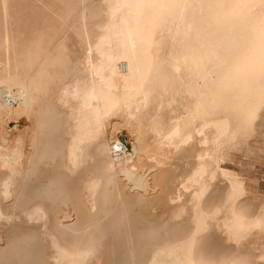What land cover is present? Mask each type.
Here are the masks:
<instances>
[{"label": "bare ground", "instance_id": "1", "mask_svg": "<svg viewBox=\"0 0 264 264\" xmlns=\"http://www.w3.org/2000/svg\"><path fill=\"white\" fill-rule=\"evenodd\" d=\"M9 2L0 264H264V197L221 166L264 132V0H62L31 43Z\"/></svg>", "mask_w": 264, "mask_h": 264}, {"label": "rangeland", "instance_id": "2", "mask_svg": "<svg viewBox=\"0 0 264 264\" xmlns=\"http://www.w3.org/2000/svg\"><path fill=\"white\" fill-rule=\"evenodd\" d=\"M62 5V0H10L9 13L14 34L21 35L25 43H31L38 34L41 35L43 40L59 34L61 26L59 13ZM1 23L0 13V25ZM66 36L69 55L72 58L80 55L81 45L75 36L70 31L67 32ZM260 120V118L256 120V128H259ZM15 121L10 120L7 122L10 128L14 126ZM111 131L108 129L109 137L112 135L110 134ZM113 131L114 138L125 140L128 150H132L134 137L129 129L122 124H118V128ZM110 154L113 157L117 155L113 151L112 143H110ZM184 165L185 163H182L180 167H184ZM221 166L234 171L243 179L246 189L252 195L249 202H261L264 197V132L256 131L245 144L229 149L226 158L221 162ZM174 173L170 170V174Z\"/></svg>", "mask_w": 264, "mask_h": 264}, {"label": "built area", "instance_id": "3", "mask_svg": "<svg viewBox=\"0 0 264 264\" xmlns=\"http://www.w3.org/2000/svg\"><path fill=\"white\" fill-rule=\"evenodd\" d=\"M113 151L115 153H120V154H123L126 151H128V145H127L126 141L122 139V140L114 143L113 144Z\"/></svg>", "mask_w": 264, "mask_h": 264}]
</instances>
